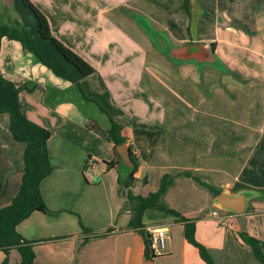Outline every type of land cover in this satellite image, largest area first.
I'll return each mask as SVG.
<instances>
[{"label": "crops", "instance_id": "0c3cea01", "mask_svg": "<svg viewBox=\"0 0 264 264\" xmlns=\"http://www.w3.org/2000/svg\"><path fill=\"white\" fill-rule=\"evenodd\" d=\"M189 1L190 13L184 0H33L53 35L95 68L79 85L2 39L1 73L16 84L27 117L51 132L53 171L40 186L48 211L17 227L29 241L51 239L35 245V264H207L184 224L149 213L145 225L162 222L168 238L165 254L148 258L143 235L129 229V193L147 197L165 174L184 172L221 192H264V0ZM211 49L215 63L206 61ZM113 120L139 160L130 188L108 169L114 145L89 127L110 130ZM9 125L0 115V171L3 158L8 167L0 209L18 194L25 167V144ZM214 199L188 177L163 196L195 222L214 264H264L233 218L222 225L212 216ZM248 233L264 243V198L250 203Z\"/></svg>", "mask_w": 264, "mask_h": 264}, {"label": "trees", "instance_id": "16d2710c", "mask_svg": "<svg viewBox=\"0 0 264 264\" xmlns=\"http://www.w3.org/2000/svg\"><path fill=\"white\" fill-rule=\"evenodd\" d=\"M13 2L21 21H17L14 26L0 25V47L3 38L21 43L23 50L33 54L41 65L51 70L57 77L73 84L79 85L84 78L96 72L95 68L85 59L66 47L53 35L48 18L33 3V0H13ZM184 8L187 13H190L189 0H184ZM212 47L215 49L216 45L213 44ZM4 114L9 116V130L13 140L25 144V167L18 194L8 206L0 209V251L5 253V259L1 264H12L11 251L13 250H16L20 255V264H35V245L51 239L29 241L18 232L17 227L34 212L48 211L40 186L42 181L53 171L48 153V141L51 138V132L27 117L20 102L16 84L5 78L0 71V115ZM112 123L110 130L92 124V122L89 127L114 145L115 158L107 163L108 169H117L119 184L123 188H130L136 181V173L140 166L139 160L131 150L133 167L128 168L122 163L117 147L127 143V139L122 135L123 127L114 120ZM5 159H2L1 178L8 170L4 164ZM180 177L194 179L199 185L209 189L214 197L221 193L220 189L190 172L175 175L165 174L157 191L147 197L134 196L129 193V199L136 202L132 208L129 229L138 231L143 235L146 244V256L154 259L156 257L151 256L149 250L150 236L143 230L146 226L144 219L148 213L151 219L174 217L177 223L184 224L186 239L199 250L201 258L207 264H214L209 250L195 237V222L170 208L163 200V196L176 185L177 179ZM161 223L159 222V224ZM80 224L84 233H90L81 218ZM111 231L112 229L100 235L110 234ZM240 237L244 243L252 248L255 256L264 263V243L256 237L243 233H240Z\"/></svg>", "mask_w": 264, "mask_h": 264}, {"label": "water", "instance_id": "95a60500", "mask_svg": "<svg viewBox=\"0 0 264 264\" xmlns=\"http://www.w3.org/2000/svg\"><path fill=\"white\" fill-rule=\"evenodd\" d=\"M218 23L221 26H226L227 22L222 15L218 18ZM213 49H211V55L207 62L215 63L213 60ZM117 151L122 159V163L132 168L133 163L131 161V148L129 143H124L117 147ZM256 198H264V192L253 189H242L239 192L232 194L227 190H223L214 199V206L222 212L228 213L238 224L241 233L249 235L248 233V215L250 203Z\"/></svg>", "mask_w": 264, "mask_h": 264}, {"label": "built area", "instance_id": "2783aa9c", "mask_svg": "<svg viewBox=\"0 0 264 264\" xmlns=\"http://www.w3.org/2000/svg\"><path fill=\"white\" fill-rule=\"evenodd\" d=\"M92 166L95 164L91 163ZM212 216L221 221L222 225H226L227 218L232 216L228 213L222 212L216 209ZM143 230L150 236V254L153 257L161 256L165 254L167 248V233L168 229L163 224L152 223L146 225Z\"/></svg>", "mask_w": 264, "mask_h": 264}, {"label": "rangeland", "instance_id": "374dc122", "mask_svg": "<svg viewBox=\"0 0 264 264\" xmlns=\"http://www.w3.org/2000/svg\"><path fill=\"white\" fill-rule=\"evenodd\" d=\"M17 21L20 22L21 18L19 17V14L15 9L13 0H0V25L14 26ZM192 53H194V51H192ZM93 164L95 163L93 162ZM11 260L12 264H19L20 255L17 251H13V253L11 254Z\"/></svg>", "mask_w": 264, "mask_h": 264}]
</instances>
